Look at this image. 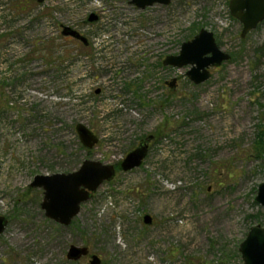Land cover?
Returning <instances> with one entry per match:
<instances>
[{
  "label": "rangeland",
  "instance_id": "rangeland-1",
  "mask_svg": "<svg viewBox=\"0 0 264 264\" xmlns=\"http://www.w3.org/2000/svg\"><path fill=\"white\" fill-rule=\"evenodd\" d=\"M229 2L0 0V216L9 220L0 264H90L70 261L71 245L102 264H244L241 243L264 227V153L254 144L264 131V23L242 38ZM92 13L100 18L86 23ZM64 26L89 44L63 36ZM201 29L231 59L196 85L190 65L163 61ZM79 123L99 137L91 150ZM148 135L142 166L118 169L74 225L45 216L36 175L86 159L115 165Z\"/></svg>",
  "mask_w": 264,
  "mask_h": 264
},
{
  "label": "water",
  "instance_id": "water-1",
  "mask_svg": "<svg viewBox=\"0 0 264 264\" xmlns=\"http://www.w3.org/2000/svg\"><path fill=\"white\" fill-rule=\"evenodd\" d=\"M43 3L46 0H36ZM137 8L146 9L155 4L169 5L172 0H128ZM230 13L242 24L241 37L245 38L251 31L264 22V0H230ZM98 20L95 13L89 15L86 23ZM62 35L73 37L88 45V40L81 33L69 26H64ZM231 55L224 52L217 44L214 33L201 29L193 39L184 42L178 55H169L164 60L167 66L182 68L190 65L186 75L196 85L206 82L211 77L209 68L219 67L229 61ZM76 132L86 149H93L99 142V137L86 125L79 123ZM148 139H152L150 136ZM149 151L148 144H141L129 152L121 162L124 172L132 171L142 166ZM116 176L114 165L101 161L86 159L78 170L70 173H54L36 175L30 184L31 188L42 189L44 193L41 208L45 216L57 224L68 227L80 214L82 204L93 198L99 187L112 181ZM256 201L264 208V182L259 185ZM147 225L153 223L150 215L144 216ZM9 224L5 216H0V234H3ZM89 248L71 245L67 258L79 261L89 255ZM244 264H264V227H251L246 239L240 245ZM90 264H102L101 258L94 254Z\"/></svg>",
  "mask_w": 264,
  "mask_h": 264
},
{
  "label": "flooded vegetation",
  "instance_id": "flooded-vegetation-1",
  "mask_svg": "<svg viewBox=\"0 0 264 264\" xmlns=\"http://www.w3.org/2000/svg\"><path fill=\"white\" fill-rule=\"evenodd\" d=\"M97 17H98V19L100 18L99 17V15L97 14ZM264 22H262L261 24H263ZM260 24V25H261ZM259 25V26H260ZM258 26V27H259ZM76 30V29H75ZM80 32V31H79ZM81 33V32H80ZM81 35H83L82 33H81ZM84 36V35H83ZM68 38H70V39H74L73 37H68ZM74 40H76V41H79V40H77V39H74ZM88 40V39H87ZM79 42H81V41H79ZM88 42H89V40H88ZM89 44V43H88ZM85 46H87V45H85ZM163 65H165L164 64V61H163ZM165 66H167V65H165ZM173 67V66H172ZM189 78V77H188ZM191 81V80H190ZM195 84V83H194ZM166 85H168L169 87H171V88H175L176 86H177V79L175 78V79H173L172 81H166ZM150 136H152V139L150 140V139H148ZM155 138H156V136L155 135H148L147 137H143V138H141L140 140H139V142H138V144H137V146L134 148V149H136L138 146H140L141 144H148V146H149V149H150V146H151V143L155 140ZM133 149V150H134ZM132 151V150H131ZM130 151V152H131ZM148 153H149V151H148ZM145 161V160H144ZM121 162L122 161H120V162H118L117 164H115L114 166H115V168H116V173H117V171H118V169H121ZM144 163V162H143ZM121 171H122V169H121ZM124 172V171H123ZM75 220V219H74ZM60 225V224H59ZM90 251V250H89ZM92 255H94V254H91L90 252H89V255L88 256H86V257H90V260H91V257H92ZM83 258H85V257H83ZM82 259V258H81ZM102 261V260H101Z\"/></svg>",
  "mask_w": 264,
  "mask_h": 264
},
{
  "label": "trees",
  "instance_id": "trees-1",
  "mask_svg": "<svg viewBox=\"0 0 264 264\" xmlns=\"http://www.w3.org/2000/svg\"><path fill=\"white\" fill-rule=\"evenodd\" d=\"M262 56H264V45H262L260 48L257 49V57L259 58L258 61ZM254 144H255L256 152L258 153V155L262 156L264 153V131L257 132ZM74 224H75V220L72 222L71 225Z\"/></svg>",
  "mask_w": 264,
  "mask_h": 264
}]
</instances>
